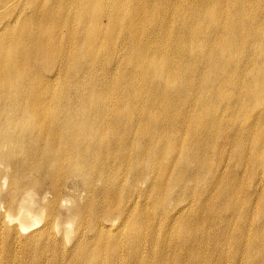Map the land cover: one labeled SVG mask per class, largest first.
Wrapping results in <instances>:
<instances>
[{
	"label": "bare ground",
	"instance_id": "bare-ground-1",
	"mask_svg": "<svg viewBox=\"0 0 264 264\" xmlns=\"http://www.w3.org/2000/svg\"><path fill=\"white\" fill-rule=\"evenodd\" d=\"M260 4L0 0V264H264Z\"/></svg>",
	"mask_w": 264,
	"mask_h": 264
},
{
	"label": "rangeland",
	"instance_id": "rangeland-1",
	"mask_svg": "<svg viewBox=\"0 0 264 264\" xmlns=\"http://www.w3.org/2000/svg\"><path fill=\"white\" fill-rule=\"evenodd\" d=\"M260 7H259V11H255V14H257V17L259 18V17H261V21L262 20H264V0H260ZM263 27H264V23H262L261 24V29L263 30ZM261 30V31H262ZM264 34V33H263ZM263 34H261V43H260V45H258V48H259V50H261V61H264V35ZM74 222H71L70 224H69V229L70 228H72V226H74V224H73Z\"/></svg>",
	"mask_w": 264,
	"mask_h": 264
}]
</instances>
